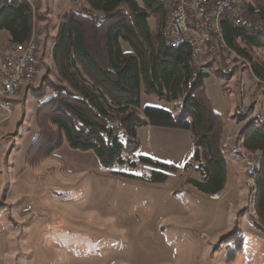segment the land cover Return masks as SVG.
Wrapping results in <instances>:
<instances>
[{
  "label": "rangeland",
  "instance_id": "374dc122",
  "mask_svg": "<svg viewBox=\"0 0 264 264\" xmlns=\"http://www.w3.org/2000/svg\"><path fill=\"white\" fill-rule=\"evenodd\" d=\"M26 1L33 13L38 72L15 101L8 100L10 113L3 117L0 111V264H264V224L253 207L251 177L259 152L245 150L239 135L247 120L264 117L261 84L251 63L239 54L241 61L223 53L220 62L207 67L211 74L203 81L213 110L229 122L222 144L226 185L216 198L186 184L187 178H199L192 168L183 170L194 150L188 130L170 129L177 135L162 136L155 132L159 127L137 129L138 147L130 157L146 155L175 165L176 173L164 182L114 175L92 151L73 149L65 140L51 156L28 165L25 155L38 134L35 109L42 101L33 96L34 89L58 82L52 46L61 16L88 6L85 0ZM149 23L154 30L160 21L150 17ZM243 23L261 27L245 14ZM9 43L1 34L0 50ZM121 47L129 51L126 43ZM249 53L264 66V47ZM175 104L145 93L141 85L134 110L143 116V108L151 106L177 115ZM240 114L246 115L241 122ZM113 169L146 171L127 164ZM234 226L242 235V248L226 261L237 243L219 239Z\"/></svg>",
  "mask_w": 264,
  "mask_h": 264
},
{
  "label": "trees",
  "instance_id": "16d2710c",
  "mask_svg": "<svg viewBox=\"0 0 264 264\" xmlns=\"http://www.w3.org/2000/svg\"><path fill=\"white\" fill-rule=\"evenodd\" d=\"M88 9L67 11L60 19L52 46L55 78L34 89L39 100L35 109L38 134L29 146L25 162L35 165L49 157L65 140L69 147L92 151L110 173L142 182L159 183L173 176L177 167L146 155L136 160L138 127L188 130L193 154L183 170L192 168L199 178L186 184L209 196L218 195L226 185V162L222 153L225 120L215 112L205 93L207 69L194 68L187 44H166L162 25L169 3L160 0H85ZM245 15L261 27L222 24L226 45L251 63L252 72L264 79V66L254 62L250 49L264 47V0H243ZM90 11L98 12L97 19ZM29 3L8 0L0 7V35L10 43H24L33 32ZM150 17L160 23L153 30ZM164 30V29H163ZM121 42L129 46L123 51ZM210 64L208 65V67ZM147 94L176 103L179 112L139 105L140 86ZM245 114L238 116L241 122ZM243 147L259 152L258 168L251 174L255 184L253 207L264 224V117L250 118L239 129ZM137 165L142 174L115 170V165ZM220 242L234 241L226 261L242 248V235L233 227Z\"/></svg>",
  "mask_w": 264,
  "mask_h": 264
},
{
  "label": "built area",
  "instance_id": "2783aa9c",
  "mask_svg": "<svg viewBox=\"0 0 264 264\" xmlns=\"http://www.w3.org/2000/svg\"><path fill=\"white\" fill-rule=\"evenodd\" d=\"M26 0H17V2ZM3 0H0V5ZM243 1L241 0H171V24L168 30L169 42H176L178 39H194V29H203L209 37L210 51L214 57L216 51L211 46V36H219L227 51H231L239 61L241 57L230 49L223 38L222 24L225 21L232 23V19H240L243 23L244 18ZM30 37L24 43H9L0 55V95H8V89H13L14 83L18 78L30 77L32 66L29 65V54L31 49ZM199 43L196 42V53L189 55L194 57L197 70L203 66L199 59ZM219 62L221 57H217ZM208 74H211L207 70ZM257 83L264 86V79L255 77ZM8 108L3 107L0 102V111L6 114ZM26 208L25 210H28Z\"/></svg>",
  "mask_w": 264,
  "mask_h": 264
},
{
  "label": "bare ground",
  "instance_id": "6f19581e",
  "mask_svg": "<svg viewBox=\"0 0 264 264\" xmlns=\"http://www.w3.org/2000/svg\"><path fill=\"white\" fill-rule=\"evenodd\" d=\"M6 1L8 0H3V3H5ZM160 1H166L169 3V14L165 22L166 24H165L164 30L162 32L166 44L171 47H179L182 44H187L190 48V55H193L196 53V42L199 43V47H200L199 59L200 61L203 62V66H200L199 69H207L210 63H215V62L218 63L219 60L217 57H221L222 56L221 54L226 53V52L231 53V51H227L225 49V45L224 43H222L221 38H219V36H211V46L216 51V56H217V57H214L212 52H209L210 51L209 37L206 36L203 29H194V39L196 41H194L193 39H178V41L176 42H169L167 33H168V30H170V24H171V14H170L171 0H160ZM1 6L2 5H0V7ZM232 22L235 24H240L241 20L232 19ZM36 48H37L36 42L33 39H31L29 65L32 66V73L30 77L18 78V80H16V82L14 83L13 89H8V95H0V102L3 103V107L8 108V110L6 111V114L10 113V107L8 105V100H12L21 87H24L25 85L32 82L33 78L38 72V66L36 65ZM190 61L192 65L194 66V68L197 69V65H195V62H194V57H190ZM261 94L264 100V86H261ZM216 197L218 196L216 195L213 196V198H216Z\"/></svg>",
  "mask_w": 264,
  "mask_h": 264
},
{
  "label": "crops",
  "instance_id": "0c3cea01",
  "mask_svg": "<svg viewBox=\"0 0 264 264\" xmlns=\"http://www.w3.org/2000/svg\"><path fill=\"white\" fill-rule=\"evenodd\" d=\"M2 48H3V46H2ZM2 48H1V50H0V53H2ZM1 55V54H0ZM261 96V95H260ZM261 99H262V103H263V98L261 97ZM16 100V98L15 99H13L12 101H15ZM227 114L226 115H229L228 114V111L226 112ZM6 114H4L3 115V117L5 116ZM225 120V122H226V126L229 124V122H227V120L226 119H224ZM161 131H155V132H157L158 134H160V135H165V136H176L177 135V133H174V132H176V131H170V129H168V128H161L160 129ZM226 137V129H224V132H223V140H222V144L224 143V138Z\"/></svg>",
  "mask_w": 264,
  "mask_h": 264
}]
</instances>
